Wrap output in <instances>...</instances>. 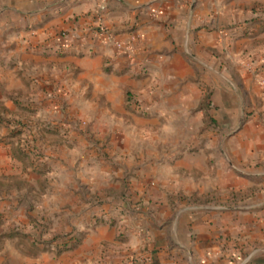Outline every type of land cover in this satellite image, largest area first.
Masks as SVG:
<instances>
[{"label":"crops","instance_id":"crops-1","mask_svg":"<svg viewBox=\"0 0 264 264\" xmlns=\"http://www.w3.org/2000/svg\"><path fill=\"white\" fill-rule=\"evenodd\" d=\"M101 2L115 38L137 36L134 63L80 41ZM256 24L264 25V0H0V231L30 202L36 210L26 213L50 224L39 240L53 231L78 238L56 253L8 234L0 264H264V27ZM188 58L215 79L210 130L201 128ZM234 85L249 97L236 134ZM251 184L262 189L238 204L173 205L177 191Z\"/></svg>","mask_w":264,"mask_h":264},{"label":"rangeland","instance_id":"rangeland-1","mask_svg":"<svg viewBox=\"0 0 264 264\" xmlns=\"http://www.w3.org/2000/svg\"><path fill=\"white\" fill-rule=\"evenodd\" d=\"M258 11V10H257ZM191 12V11H190ZM255 28H261V27H264V25H261V24H256L254 25ZM180 54L183 56V55H187L186 53V50L182 51V49L180 48ZM190 61V65H192L191 69L189 70L193 80L195 82H197V86L200 87V92H201V95H200V103H198V108L202 109L203 112H204V118L202 120V126L201 128L204 129V130H210L211 127H213L211 124V119L208 115V109H210V107L208 106L209 104V97H210V91H209V87H210V84L212 82L215 81L214 77L211 76L210 74H206L205 73V69L202 65L201 62H199L198 60L196 61L195 59H191V58H188ZM244 63V65L246 64L245 62H235L234 64L236 66H239L240 64ZM243 65V66H244ZM181 68L182 67V64H180ZM180 71H185V70H180ZM234 81H237V79H235ZM235 86V89L232 90V93L235 94V96L232 98V99H235L234 101V107L237 109L238 108V115L236 116L235 118V121H234V125L233 127H229V128H233L234 130V133L233 134H236V132H239L242 128V126L244 125L245 121L244 119L242 118V116L244 114L247 115V113L249 112H245V105L243 106L244 101L247 100V103L249 104V97H248V93H246L245 91H242V94L243 96L241 95L240 93V90L238 88L237 85H234ZM204 87V88H203ZM258 97V96H257ZM252 99H255V96L252 95ZM207 109V110H206ZM85 126V122L83 124ZM82 125V126H83ZM247 127L252 129L250 126H248L247 124ZM220 131L226 129V126L225 125H222L220 128ZM236 136H239L238 134ZM240 137V136H239ZM204 140H208V142H210V137L208 136L207 138H204ZM35 153H33L34 155ZM36 155V154H35ZM235 173L237 176L239 177H245L247 175L245 174H241L240 171L238 170H235ZM256 176V175H254ZM253 175H250L251 177V180H253L254 178ZM249 179V178H248ZM237 180V179H236ZM235 180V183L237 185V183H239L238 181ZM256 182L257 180L254 179ZM256 182L254 184H256ZM258 185H247V186H244L243 188L241 189H235V190H229L227 191L226 193H218L216 190H207V191H204L202 192L201 194H198L196 192H192L190 194H182L180 191H177L178 193L175 195V202H174V206L176 207H192V206H198V207H210V206H215V205H225L227 203L228 200H230V202H233V204H238V202H242L243 199H246L247 197L251 196L254 194V192H258L260 189L262 188H259L258 189ZM173 203V202H172ZM175 207V208H176ZM3 208V205L0 206V213H1V209ZM24 208V214L20 217H7L5 219L6 221V226H7V230H5L6 232H1L0 231V243H2L4 241V239L6 238H9L7 235L8 234H12V235H17L18 237H22V238H26L28 240V236H31V237H35V240L32 239L31 243L30 244H33L35 243L38 247V244L42 245L41 248H45L47 244H44L42 242H40V230H44L46 229L48 231V228L50 227L49 225V222H47V220L43 221L42 219H38V220H35L33 219L30 215H28L26 213V211L28 212H31V210L34 208L32 206V203L30 204V202H28V204L26 206L23 207ZM35 209V208H34ZM36 210V209H35ZM0 224H4V218H0ZM13 220V221H12ZM47 224H46V223ZM30 224L31 223H35L36 225L33 226V224L31 226H27V224ZM1 226V225H0ZM43 227H46L44 229H41ZM14 228H17V230H14ZM1 229V228H0ZM24 231V232H23ZM56 231H53L52 233H49V238L46 239L47 241H49V239L51 238V236L53 235V233H55ZM7 236V237H6ZM49 244H52L54 246V250L56 249V245L54 243H48Z\"/></svg>","mask_w":264,"mask_h":264},{"label":"built area","instance_id":"built-area-1","mask_svg":"<svg viewBox=\"0 0 264 264\" xmlns=\"http://www.w3.org/2000/svg\"><path fill=\"white\" fill-rule=\"evenodd\" d=\"M103 2L99 3L94 10V27L91 28L88 34H84L80 37V41H85L88 38L91 41L99 44H107L112 46L117 53L123 54L129 64L134 63V53L137 49V36L130 33L126 38V42H122L115 38L109 27L103 20ZM140 72L143 71V67H139ZM261 84H264V79L260 80ZM84 122H80L83 125ZM140 234L143 233L141 227H137ZM141 262V260H139ZM133 259H128L125 264H134Z\"/></svg>","mask_w":264,"mask_h":264},{"label":"trees","instance_id":"trees-1","mask_svg":"<svg viewBox=\"0 0 264 264\" xmlns=\"http://www.w3.org/2000/svg\"><path fill=\"white\" fill-rule=\"evenodd\" d=\"M12 235V234H9ZM44 244L54 243L56 245L55 252L59 253L73 248L78 243V238L73 232L55 233L51 236L49 241L40 240Z\"/></svg>","mask_w":264,"mask_h":264}]
</instances>
